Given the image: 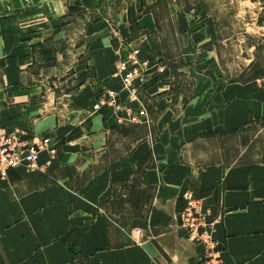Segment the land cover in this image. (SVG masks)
<instances>
[{
    "label": "crops",
    "instance_id": "obj_1",
    "mask_svg": "<svg viewBox=\"0 0 264 264\" xmlns=\"http://www.w3.org/2000/svg\"><path fill=\"white\" fill-rule=\"evenodd\" d=\"M143 10L141 4L123 11L121 29L145 36L159 30L157 15ZM23 21L28 19L0 23V128L18 131L27 144L46 138L55 154L43 152L36 170L18 167L0 180V264H197L203 248L178 217L188 194L211 225L221 264H264V162L227 164L222 153L213 159L211 148L213 136L233 135L251 119H264V88L239 81L215 87L216 78L204 73L209 61L195 69L193 96L175 104L170 69L147 40L137 46L131 39L122 50L106 41L102 48L88 43L86 61L74 70L89 67L92 84L67 95L72 98L64 103L69 116L64 120L53 116L50 103L40 102L45 93L57 100L63 91L27 93L22 83L35 59L58 58L60 65L62 56L40 47L43 39H33L38 33L23 36ZM132 49L148 63L137 102L111 77L113 61ZM186 50L194 53L191 64L196 47ZM55 78L58 74L49 80ZM110 91L118 95L117 105H101ZM19 97L21 103L11 104ZM144 104L157 111L155 138L145 132L132 148L112 150L111 135L124 126L121 115L147 110ZM135 229L141 234L133 235Z\"/></svg>",
    "mask_w": 264,
    "mask_h": 264
},
{
    "label": "rangeland",
    "instance_id": "obj_2",
    "mask_svg": "<svg viewBox=\"0 0 264 264\" xmlns=\"http://www.w3.org/2000/svg\"><path fill=\"white\" fill-rule=\"evenodd\" d=\"M148 2L149 0H0V23L12 19V23L17 24L20 20L28 19L20 24L23 36L38 33L33 39H43L40 47H51L62 53L59 57L60 65L55 64L58 58L45 62L34 60L22 80L27 93L33 89L43 91L50 88L49 91L54 96L56 92L63 91L64 97L54 96L57 100L45 93L40 102L50 103L51 107L48 109H51L53 116L65 120L69 116L64 103L72 98L67 95L74 94L87 82L92 84V70L89 67L83 65L79 70H74V67L81 66L80 61H86L87 44L94 43L102 48L110 43L112 50L115 47L122 50L131 39L137 42V46H140L141 41L147 40L152 47L160 50L159 56L164 57L162 62L170 69L171 76L168 79L171 81V97L175 104L183 103L193 96L195 69L206 68V62L209 61L213 63L204 73H211L216 78L213 80L216 82L215 87L239 81L255 89L264 88V0H160L154 6L148 5ZM141 4L144 6L143 11L151 10L157 15L160 29L147 33L146 36L135 32L129 35L128 31L121 29L126 21L119 15L130 7L135 8ZM56 18L59 19V24L52 27ZM98 21L99 24H96ZM16 29L21 31L19 28H15V31ZM102 41L107 44L104 45ZM191 44L195 45L198 54L195 61L188 64L194 53L190 54L188 50L185 53V46ZM133 51L128 55L123 50L122 56L127 55L124 59L117 56L112 65L116 60H127ZM154 63L155 69L158 72L161 70L158 74H163L165 68L162 64L159 61ZM147 64L139 61L136 66L141 71ZM57 74L58 78L49 80L51 75ZM207 83L205 86H208ZM128 97L137 102L138 95L136 99L130 98L129 94ZM13 103H21V98L18 101L13 98L11 104ZM144 106L147 108L145 104ZM139 111L132 109V113L124 112L121 115L125 122L119 125L124 126L116 131L117 136L114 133L111 135L112 150L118 152L132 148L131 145L143 137L145 132L155 138L157 111L147 108V120L139 117ZM134 112L136 113L133 114ZM45 114L46 112L42 113ZM0 132L13 133H7L5 128H0ZM213 137V159L222 153L227 164L240 161L264 162L262 118L251 119L233 135ZM122 138L125 139L124 142L119 140ZM178 217L180 219V211Z\"/></svg>",
    "mask_w": 264,
    "mask_h": 264
},
{
    "label": "built area",
    "instance_id": "obj_3",
    "mask_svg": "<svg viewBox=\"0 0 264 264\" xmlns=\"http://www.w3.org/2000/svg\"><path fill=\"white\" fill-rule=\"evenodd\" d=\"M136 64H139L138 51H134L127 60H116L111 76L113 79L120 81L122 89L132 99H136L138 88L145 83L143 74L138 70ZM117 98L118 95L110 91L107 93V101L103 99L100 104L108 103L111 106H116ZM95 108L98 109V106ZM138 115L144 120L148 118L145 109L140 110ZM43 152L51 156L54 153L49 140L46 138L34 139L31 144H27L18 131L11 134L0 132V180H6L9 170L18 167L36 170L37 157ZM16 154H18L17 158L15 157ZM180 219L186 233L203 248L197 264H221L220 245L213 236L211 225L207 223L205 216L200 213L198 201L189 194L186 196L185 204L180 210ZM133 233L139 235L140 231H132ZM133 235V240L137 242L138 239Z\"/></svg>",
    "mask_w": 264,
    "mask_h": 264
}]
</instances>
